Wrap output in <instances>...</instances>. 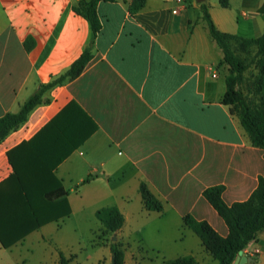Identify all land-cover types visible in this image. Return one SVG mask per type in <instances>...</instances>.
Wrapping results in <instances>:
<instances>
[{
  "label": "crops",
  "instance_id": "1",
  "mask_svg": "<svg viewBox=\"0 0 264 264\" xmlns=\"http://www.w3.org/2000/svg\"><path fill=\"white\" fill-rule=\"evenodd\" d=\"M132 2L100 1L101 29L93 36L89 20L73 9L77 0H0V117L18 112L91 41L93 52L77 77L46 89L0 142V232L22 236L9 248L0 242V264H24L29 255H17L16 248L30 252L29 242L51 241L52 231L74 215L73 196L94 214L112 205L121 210L125 221L116 233L124 264H149L141 221L152 217L184 231L175 253L149 246L163 257L161 264L183 256L218 264L184 216L207 220L226 236L228 227L204 189L224 185L223 199L231 204L247 199L264 176V150L223 103L229 66L199 0H144L136 10ZM204 2L221 31L264 32V0ZM10 153L18 166L12 179ZM50 166L72 212L24 233L31 216L18 202L55 185L48 183ZM142 183L162 211L147 209ZM243 250L248 258L242 264H264V231ZM46 264H60L59 256Z\"/></svg>",
  "mask_w": 264,
  "mask_h": 264
},
{
  "label": "trees",
  "instance_id": "2",
  "mask_svg": "<svg viewBox=\"0 0 264 264\" xmlns=\"http://www.w3.org/2000/svg\"><path fill=\"white\" fill-rule=\"evenodd\" d=\"M100 1L112 0H77L73 6L76 13L83 15L90 22L93 36L101 29V20L97 11ZM227 5L228 0H220ZM144 0H133V9L136 10L143 5ZM203 12V18L207 22L211 36L223 50V63L229 66V73L226 76L227 89L223 96V103L230 106L233 114H236L243 127L250 136L253 145L264 150V32L258 37H242L233 33L221 31L213 22L208 6L204 0H199ZM92 41L84 49L82 54L70 65L61 75L54 78L47 84L41 85L31 95L16 113H7L0 117V142L13 129L23 123L30 111L42 102V95L48 88L71 80L77 77L85 68L93 56ZM27 48L32 46L28 39L25 43ZM237 45L251 47L252 57L250 60L237 52ZM255 63L257 72L247 77L245 72L250 65ZM245 82V88L242 83ZM10 160L14 165L15 173L12 178L18 177V166L10 153ZM53 166L49 167L48 183L50 189L44 191V195L34 196L26 194L22 196L18 204L24 202L30 214V227L24 233L32 231L45 223L58 220L71 214L72 208L66 196V190L61 182L52 173ZM52 178V179H50ZM10 180V179H9ZM40 186L48 185L47 181L38 183ZM225 186L216 184L204 189L203 196L218 212L228 227L226 236H222L207 220H199L192 214H186L183 218L184 224L190 227L201 239L205 248L218 260V264H235L234 260L239 250L244 249L258 233L264 231V176L259 177L258 185L251 195L242 201H235L228 204L223 199ZM142 199L149 210L162 211L161 201L149 190L145 183L140 186ZM17 198H13L12 202ZM96 217L101 221L106 232L111 235L119 231L123 226L125 217L121 210L115 206L99 208ZM23 235V234H22ZM22 236L3 235L0 232V242L4 248H9ZM111 251L115 256L117 264H124V250L120 241H113L110 244ZM73 255L66 256L59 251L60 264H71ZM165 264H200L193 256H183L165 261Z\"/></svg>",
  "mask_w": 264,
  "mask_h": 264
},
{
  "label": "rangeland",
  "instance_id": "3",
  "mask_svg": "<svg viewBox=\"0 0 264 264\" xmlns=\"http://www.w3.org/2000/svg\"><path fill=\"white\" fill-rule=\"evenodd\" d=\"M251 50V47L237 45V52L249 60L252 53L250 54L248 51ZM256 72V65L252 63L245 74L250 77ZM250 78L252 79V77ZM242 87L245 88V82L242 83ZM72 206L74 215L65 220L62 229L52 231L51 241L37 242L34 240L33 243L29 242L28 247H33L30 252L24 246L15 249V253L19 256L29 255V259L24 264L49 263L59 256V251H63L66 256L73 255L71 264H113V255L110 249V244L114 241L112 239L113 234L111 235L110 232L104 230V226L91 211L88 202L80 201L73 196ZM141 223L143 225V227L141 226L143 228L141 234L143 242H145L143 246L148 250L145 259L147 262L150 261L149 264H161L163 257L149 246L164 250L167 255L175 253L176 246L180 241L179 237L184 231L176 226L171 227L168 223L163 226L154 217L149 221H141ZM116 241H119V238ZM141 251L143 254V249ZM135 258L138 260L137 257ZM142 261L141 259L140 264Z\"/></svg>",
  "mask_w": 264,
  "mask_h": 264
},
{
  "label": "water",
  "instance_id": "4",
  "mask_svg": "<svg viewBox=\"0 0 264 264\" xmlns=\"http://www.w3.org/2000/svg\"><path fill=\"white\" fill-rule=\"evenodd\" d=\"M117 238H118L117 233H114L112 239H113L114 241H116ZM247 258H248V257H247V255L244 253V250L241 249V250H239L238 255L236 256V258H235V260H234V263H235V264H242V263H244V262L246 261ZM113 264H117L114 255H113Z\"/></svg>",
  "mask_w": 264,
  "mask_h": 264
},
{
  "label": "built area",
  "instance_id": "5",
  "mask_svg": "<svg viewBox=\"0 0 264 264\" xmlns=\"http://www.w3.org/2000/svg\"><path fill=\"white\" fill-rule=\"evenodd\" d=\"M177 11V9H173V12H176Z\"/></svg>",
  "mask_w": 264,
  "mask_h": 264
}]
</instances>
